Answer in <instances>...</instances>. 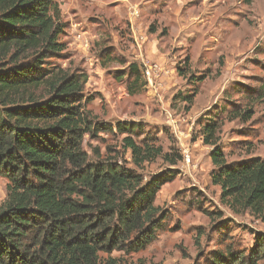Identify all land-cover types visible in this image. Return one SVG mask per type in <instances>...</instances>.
Segmentation results:
<instances>
[{
  "label": "rangeland",
  "instance_id": "obj_1",
  "mask_svg": "<svg viewBox=\"0 0 264 264\" xmlns=\"http://www.w3.org/2000/svg\"><path fill=\"white\" fill-rule=\"evenodd\" d=\"M56 4L66 25L60 36L66 51L55 63L88 73L85 93L92 113L102 121L139 122L142 137L149 134L165 152L181 156L175 165L159 157L139 170L146 178L174 171L155 200L166 213L165 228L139 252H101L102 264L109 256L117 264H212L218 253L248 254L255 233H264V222L222 203L220 187L211 178L213 146L204 143L201 133L204 125L217 121L229 162L264 158V0ZM187 58L191 70L184 77L179 71H185ZM135 63L138 75L130 71ZM186 95H194L192 104ZM107 146L122 155L112 134L85 138L90 154L93 147L106 153ZM124 157L133 166L129 151ZM8 183L0 175V203Z\"/></svg>",
  "mask_w": 264,
  "mask_h": 264
},
{
  "label": "trees",
  "instance_id": "obj_2",
  "mask_svg": "<svg viewBox=\"0 0 264 264\" xmlns=\"http://www.w3.org/2000/svg\"><path fill=\"white\" fill-rule=\"evenodd\" d=\"M65 28L56 0H0V175L9 179L0 203V264H102L101 252H139L165 228L166 213L155 200L174 171L146 178L139 170L159 157L175 165L181 156L142 137L139 122L102 121L92 113L88 73L55 63L66 51ZM130 68L139 74L136 63ZM185 68L184 77L189 58ZM185 101L192 104L194 95ZM220 130L214 121L201 134L213 146L211 178L221 201L264 222V158L229 162ZM102 133L118 138L121 156L108 146L106 153L85 149L86 137ZM228 253L212 264H257L264 233H255L248 254ZM117 262L109 256L105 264Z\"/></svg>",
  "mask_w": 264,
  "mask_h": 264
},
{
  "label": "built area",
  "instance_id": "obj_3",
  "mask_svg": "<svg viewBox=\"0 0 264 264\" xmlns=\"http://www.w3.org/2000/svg\"><path fill=\"white\" fill-rule=\"evenodd\" d=\"M156 68H157V66H156ZM146 74H147V75H150V74H151V70L148 69V70L146 71ZM187 160H190V157H188Z\"/></svg>",
  "mask_w": 264,
  "mask_h": 264
}]
</instances>
